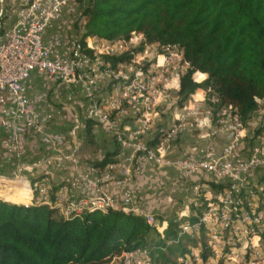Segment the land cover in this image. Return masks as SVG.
<instances>
[{
    "label": "built area",
    "instance_id": "built-area-1",
    "mask_svg": "<svg viewBox=\"0 0 264 264\" xmlns=\"http://www.w3.org/2000/svg\"><path fill=\"white\" fill-rule=\"evenodd\" d=\"M87 4L0 0V156L12 165L0 172V199L47 205L64 218L109 210L142 215L162 250H183L167 263L150 245L139 246L107 264H264V181L256 177L264 173V129L248 142L254 117L246 124L238 107L216 109L207 91L179 105L180 79L190 65L183 48L149 43L140 32L114 40L84 37L72 25L82 24ZM35 72L46 84L31 94ZM197 74L195 81H202ZM52 94L56 103H48ZM217 100L214 94L211 102ZM166 108L171 124L158 122ZM58 119L64 122L56 128ZM90 121L119 150L104 165L82 167ZM195 130L205 143L192 144L185 157L171 156L179 139ZM33 136L51 155L30 158ZM149 164L178 168L173 183L192 190L183 209L166 216L142 208L139 179ZM160 193L148 192L151 198ZM171 220L178 229L167 235Z\"/></svg>",
    "mask_w": 264,
    "mask_h": 264
},
{
    "label": "trees",
    "instance_id": "trees-1",
    "mask_svg": "<svg viewBox=\"0 0 264 264\" xmlns=\"http://www.w3.org/2000/svg\"><path fill=\"white\" fill-rule=\"evenodd\" d=\"M79 25L84 37L107 40L143 33L149 43L183 48L179 105L207 91L217 109L234 105L246 124L264 98V0H88ZM78 25V24H77ZM198 79L207 77L198 82ZM202 72V73H200ZM216 94L218 100L211 102ZM94 123L88 122V134ZM97 165L111 160L108 154ZM110 157V158H109ZM212 186H217L210 182ZM179 223L171 220L167 235ZM142 215L94 211L64 218L54 208L0 199V264H107L124 249L149 246L169 262L180 250H162Z\"/></svg>",
    "mask_w": 264,
    "mask_h": 264
},
{
    "label": "crops",
    "instance_id": "crops-1",
    "mask_svg": "<svg viewBox=\"0 0 264 264\" xmlns=\"http://www.w3.org/2000/svg\"><path fill=\"white\" fill-rule=\"evenodd\" d=\"M199 73V72H197ZM202 73V72H200ZM204 76L200 80H204L207 77V74L202 73ZM46 84V77L42 73L35 72L30 80V88L29 91L31 94H36L41 92L43 89H45ZM65 97V93H63V98ZM57 96L55 94H52V96L49 98L48 103H56ZM62 107V105H59ZM173 121L172 118V112L170 109H164L158 118L159 123H166L171 124ZM58 124V123H57ZM93 133H95V137H106L108 139L107 146L109 148V152H111L113 155L111 156V159L115 156V154L118 152L117 144L114 142V140L104 134L99 128H95L93 130ZM87 129L85 127L84 133H83V142L82 146L84 144V140L86 139ZM204 144L205 139L201 137V134L199 131H188L186 132L179 141L174 145L173 150L171 151V156L173 157H185L189 154V150L192 144ZM71 142L69 141L67 146L64 148L66 152H70L71 148ZM81 146V147H82ZM223 146V140L218 141V147ZM29 149H30V158L32 160H37L39 157L43 154L51 155V151L48 147L41 146L39 139L35 136L31 137L29 140ZM85 162L81 161L82 167H87L84 165ZM12 165L9 163H5L0 156V172L1 173H9L11 171ZM56 171L58 169L54 168L53 173L56 175ZM178 173L177 167H157L153 164H149L145 170L142 172L140 176V191H139V203L142 206L144 210L151 211L153 213L162 214L169 216L171 213H175L178 210H181L184 208V205H179V199L183 200L185 202L186 196H189L190 192H192L191 188L189 189H182L179 187V185H176L173 183V179ZM260 174V175H259ZM256 177L258 180L264 181V173L258 172L256 174ZM57 179L56 177H54ZM197 178V175L194 176V179ZM162 189V193L158 197L151 198V196L148 194V192L151 189ZM185 204V203H184ZM173 205V206H171ZM160 208L161 211H158ZM174 208V209H171ZM171 212V213H168Z\"/></svg>",
    "mask_w": 264,
    "mask_h": 264
},
{
    "label": "rangeland",
    "instance_id": "rangeland-1",
    "mask_svg": "<svg viewBox=\"0 0 264 264\" xmlns=\"http://www.w3.org/2000/svg\"><path fill=\"white\" fill-rule=\"evenodd\" d=\"M78 24V23H77ZM73 24L72 25V29L73 30H77L79 27V24ZM63 120L62 119H58L56 121V128L58 127H62L63 125ZM96 128L95 124L93 125L92 128V132L88 134H86V139L84 140V144L81 147V150L79 152V157L81 159V161L85 162L84 165H95L97 163H100L101 161L104 160V158L106 156H109L108 154L111 153L109 152V148L107 146L108 143V139L106 137H95V133H93V130ZM248 135H247V141L248 142H252V135H254L255 133L258 134L261 132L262 129H264V100L261 101V107L260 109L256 112L253 121H251L248 124ZM250 143H248V145H250ZM110 158V157H109ZM1 191V190H0ZM1 193V192H0ZM179 205H184L183 200L179 199L178 200ZM173 206V205H171ZM174 209V208H171ZM158 211H161L160 208L158 209ZM171 213V212H168ZM190 243H186V246L188 247ZM183 254V250H177L176 254L174 256L177 255V258H180L181 255Z\"/></svg>",
    "mask_w": 264,
    "mask_h": 264
}]
</instances>
